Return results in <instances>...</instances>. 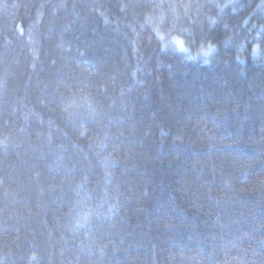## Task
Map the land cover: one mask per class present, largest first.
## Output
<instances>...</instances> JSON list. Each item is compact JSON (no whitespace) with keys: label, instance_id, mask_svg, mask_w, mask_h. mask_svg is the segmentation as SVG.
<instances>
[{"label":"trees","instance_id":"obj_1","mask_svg":"<svg viewBox=\"0 0 264 264\" xmlns=\"http://www.w3.org/2000/svg\"><path fill=\"white\" fill-rule=\"evenodd\" d=\"M0 264H264L262 0H0Z\"/></svg>","mask_w":264,"mask_h":264},{"label":"snow or ice","instance_id":"obj_2","mask_svg":"<svg viewBox=\"0 0 264 264\" xmlns=\"http://www.w3.org/2000/svg\"><path fill=\"white\" fill-rule=\"evenodd\" d=\"M262 4H264V0H262ZM158 35L161 36L160 33H158ZM162 38L163 37L161 36V39ZM173 41H174V44L176 45L177 48H179L180 50L187 51V48L185 47V41L182 38H180L178 36L173 37ZM214 48H215V45L209 44L206 49H203L205 56L207 57L208 53L212 52L214 50ZM189 58H191V57H189ZM207 61H208V59H205V62H207Z\"/></svg>","mask_w":264,"mask_h":264}]
</instances>
